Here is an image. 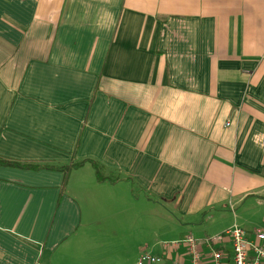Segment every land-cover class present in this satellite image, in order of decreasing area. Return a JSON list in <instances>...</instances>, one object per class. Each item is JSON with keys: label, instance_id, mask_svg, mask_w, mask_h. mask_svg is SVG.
<instances>
[{"label": "crops", "instance_id": "0c3cea01", "mask_svg": "<svg viewBox=\"0 0 264 264\" xmlns=\"http://www.w3.org/2000/svg\"><path fill=\"white\" fill-rule=\"evenodd\" d=\"M1 160L0 264L258 231L264 0H0Z\"/></svg>", "mask_w": 264, "mask_h": 264}, {"label": "built area", "instance_id": "2783aa9c", "mask_svg": "<svg viewBox=\"0 0 264 264\" xmlns=\"http://www.w3.org/2000/svg\"><path fill=\"white\" fill-rule=\"evenodd\" d=\"M231 243V253L223 246ZM162 256L143 254L136 264H264V233L234 224L223 233L198 240L192 235L163 244ZM169 251L181 252L172 259Z\"/></svg>", "mask_w": 264, "mask_h": 264}, {"label": "rangeland", "instance_id": "374dc122", "mask_svg": "<svg viewBox=\"0 0 264 264\" xmlns=\"http://www.w3.org/2000/svg\"><path fill=\"white\" fill-rule=\"evenodd\" d=\"M237 210H239V209H237ZM244 214H245V212H242V215H244ZM244 217L250 219V221L253 223V227H252L253 230H255V229H257L258 231L261 230L260 232L264 233V208H260V209L257 208V210H254L251 213L246 214ZM240 222H239V224L242 225V227H243V224ZM244 227H247V225L244 224ZM154 242H155V240L153 242H149V240H147V236L144 235L143 244L146 245L144 248L147 249L145 252L150 253V254L151 253L160 254L159 256H162L163 254H161L162 253L161 250L163 248L161 247V245L163 243H161L159 246H157V249L154 250L151 247V244ZM172 243H174V242H172ZM172 243H166V244H172ZM147 246H149V247H147Z\"/></svg>", "mask_w": 264, "mask_h": 264}, {"label": "trees", "instance_id": "16d2710c", "mask_svg": "<svg viewBox=\"0 0 264 264\" xmlns=\"http://www.w3.org/2000/svg\"><path fill=\"white\" fill-rule=\"evenodd\" d=\"M11 164L12 163L4 162V161L2 162V160L0 161V166H6V165L11 166ZM79 166L80 165L76 164V165H72L70 167H64V168H62V170L67 173V172H69L70 170H72L74 168H79ZM94 168L96 170V174H97V177H98L99 181H101V182L109 181V179L104 176V170H103V168L101 166H99L98 164L94 163ZM116 179H118V178H116Z\"/></svg>", "mask_w": 264, "mask_h": 264}]
</instances>
